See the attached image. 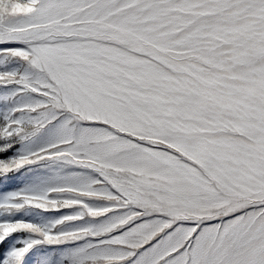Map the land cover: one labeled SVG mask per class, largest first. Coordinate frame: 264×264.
Segmentation results:
<instances>
[{"label": "snow or ice", "instance_id": "6c2138e0", "mask_svg": "<svg viewBox=\"0 0 264 264\" xmlns=\"http://www.w3.org/2000/svg\"><path fill=\"white\" fill-rule=\"evenodd\" d=\"M0 264H264V0H0Z\"/></svg>", "mask_w": 264, "mask_h": 264}]
</instances>
